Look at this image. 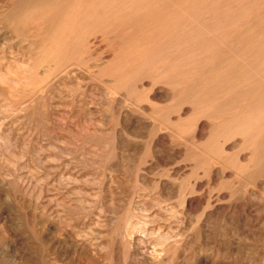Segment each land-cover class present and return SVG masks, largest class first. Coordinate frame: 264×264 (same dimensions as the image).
Segmentation results:
<instances>
[{"label": "rangeland", "instance_id": "1", "mask_svg": "<svg viewBox=\"0 0 264 264\" xmlns=\"http://www.w3.org/2000/svg\"><path fill=\"white\" fill-rule=\"evenodd\" d=\"M52 1L0 0V264H264V0Z\"/></svg>", "mask_w": 264, "mask_h": 264}, {"label": "bare ground", "instance_id": "2", "mask_svg": "<svg viewBox=\"0 0 264 264\" xmlns=\"http://www.w3.org/2000/svg\"><path fill=\"white\" fill-rule=\"evenodd\" d=\"M59 0H54V1H52L53 2V5H58V2ZM114 1V0H113ZM118 1H121V0H118ZM141 3V2H140ZM27 5V4H26ZM108 5H110V4H108ZM127 5H129V7L131 8V9H129V13L132 15V16H136L139 12H143V11H145V10H147L148 9V7L151 5V4H146L145 3V5H142L141 7H139V9H136L134 6H136L137 5V1L136 0H129V2L127 3ZM108 6L106 5V7L105 8H103L104 9V11L105 12H107V8ZM35 11H36V13H38V14H42L43 12L41 11V9H35ZM128 11H127V9L126 10H124L123 11V15L121 16V19L123 18L124 19V16L126 15V13H127ZM28 15H29V13H28ZM43 16H44V14H43ZM190 21V17H184V18H179V19H176V20H174V21H171L172 22V24H174L175 26H178L179 28H182V26L184 25V23L185 22H189ZM193 21V20H192ZM191 21V22H192ZM177 27V28H178ZM176 28V29H177ZM218 30H216V31H212V33H213V35H212V37H213V39L215 40V43H217V47L218 46H221V47H225V45H226V41L228 40V38H231V39H235V36L234 35H236L235 33H233V34H230V36H222V35H220L218 32H217ZM207 34V33H206ZM205 34V37H207V35ZM248 37H249V34H248ZM185 42L186 43H184V45H185V47H187V48H198V47H196L195 45H196V43L198 42V41H203V40H206L205 38L203 39V38H201V36L200 35H195V36H191V35H188V36H186L185 38ZM193 39H197V42L196 41H193ZM200 44V43H199ZM262 45H264V41L262 42ZM195 46V47H194ZM208 51V50H207ZM214 52H216V51H214ZM143 54H144V52H143ZM203 55H207L206 56V58H203V59H201V58H196V60L194 61V63L195 64H197V66H195L194 68L195 69H200L201 71L202 70H206V69H208V68H211V67H213V65H215V64H217V62L216 61H219V60H215L216 59V54H211V55H209L208 53H203ZM27 58V57H26ZM194 59H195V57H194ZM28 62H30V61H28ZM31 63V62H30ZM184 66H186L187 68L189 67V66H192L191 65V63L190 62H186V65H183V61H178V65L177 66H173V67H171L167 72L166 71H164V72H162V73H160L161 74V76H159V78H161L162 80H171V81H173V79L172 78H174L175 77V79H176V84L178 85H176L175 87L176 88H178V89H183L185 86H193V85H199V84H203L204 83V81L202 80V77L200 76V74L201 73H198V74H196L195 76H193V75H191V76H187V77H184L183 76V73L181 72V69H180V67H184ZM26 67V66H25ZM24 67V68H25ZM30 67V66H29ZM33 67V66H32ZM24 68H22V69H24ZM34 68V67H33ZM234 68V67H233ZM247 69H252V67L250 66V65H248V64H244L243 66H241V68L237 71V73H245L246 71H247ZM31 70V69H30ZM220 70H222V71H224V72H228V70H229V72L230 71H232V69H231V65H222L221 67H220ZM1 72V71H0ZM6 72V71H5ZM9 72V71H8ZM8 72H7V74H8ZM1 74V73H0ZM32 75V74H31ZM18 76V75H17ZM16 76V77H17ZM255 76H258L259 77V79L262 81V85H264V77L262 78V76H261V74H259V73H255L254 74V77ZM5 77H7V76H5ZM24 79H26V73L25 72H23L22 73V75H21V78H20V82L22 83V84H25L26 85V83L24 82ZM33 79V78H32ZM18 80V79H17ZM31 80V79H30ZM1 81V80H0ZM7 81V80H6ZM32 81V80H31ZM31 81H29V82H31ZM3 84H5V82L4 81H1ZM18 82H19V80H18ZM34 83V82H33ZM12 84H14V83H12ZM20 84V83H19ZM21 84V85H22ZM30 84H32V83H30ZM6 85V84H5ZM15 85V84H14ZM29 85V84H28ZM10 86H11V83H10ZM9 86V87H10ZM27 86V85H26ZM14 87H17V86H14ZM23 87H24V85H23ZM30 87V86H29ZM12 88V87H11ZM21 88V87H20ZM25 88V87H24ZM17 91V90H16ZM260 110L261 111H264V105H262L261 107H260ZM235 116H238L236 113H235ZM244 120H246L247 121V124L246 125H244V128L241 130V131H243L244 133H246L249 129H248V126H249V124H251L252 123V120H251V118L250 117H246V118H244ZM10 241V240H9Z\"/></svg>", "mask_w": 264, "mask_h": 264}]
</instances>
